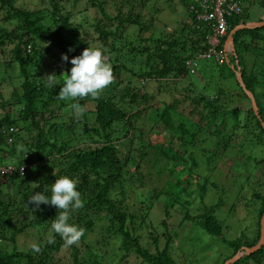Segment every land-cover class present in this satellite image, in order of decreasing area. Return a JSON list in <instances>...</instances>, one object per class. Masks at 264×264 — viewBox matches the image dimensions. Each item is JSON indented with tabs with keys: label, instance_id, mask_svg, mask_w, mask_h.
Returning <instances> with one entry per match:
<instances>
[{
	"label": "trees",
	"instance_id": "trees-1",
	"mask_svg": "<svg viewBox=\"0 0 264 264\" xmlns=\"http://www.w3.org/2000/svg\"><path fill=\"white\" fill-rule=\"evenodd\" d=\"M59 1L53 0L50 8L40 13L39 10L15 5V0H0V21L10 25H0V49L4 46L10 47L9 59L6 60L4 69L11 63L21 78L20 93L12 89L6 99L0 100V110H4L0 116V168L12 166L14 169L11 175L0 172V241L5 240L14 245L17 235L35 228L39 235L36 244L41 249L38 253L33 252L31 247L27 251L12 250L7 253L0 247V264H53L55 259L60 258L56 254L62 248H66V256L72 258L69 264H81L84 261H81L83 258H78L77 246H65L59 235L52 233L55 242H48L51 222L59 214L57 209L41 204L39 209L33 211V205L27 204L28 198L35 193L50 197L51 184L62 176L77 181V190L84 202L83 208L73 212L69 219L70 224L85 229L79 243L84 242L97 223L103 222L102 231L100 233L98 229V232L99 236L106 238L103 242L97 240V243L104 245L120 240L118 251H121V256L117 264L125 263L130 254H133L140 264H175L168 253V236L161 249L157 247L159 237L153 236L152 251L140 245L136 228L129 232L126 223H133L136 215L123 211L126 208L124 199L132 192L136 193L138 189L140 195L142 189L135 184L141 186L147 174L149 178L152 174L156 175L154 172L164 171L166 168L168 177L165 184L156 192L151 189L150 196L155 200L160 195L165 198V216H168L166 209L177 204L182 209L183 220H191L188 206H193V202L189 200L192 191H187L189 186L195 184L196 195L192 199L198 198L202 204V207L197 206L195 211L203 210L208 186L215 191L219 188L208 176L199 182V173L210 164L213 168L219 156H223L229 148L235 150L232 156V171L239 169L236 162L242 154H239L241 149L237 148L241 145L248 151L244 163L250 164L252 170L256 166L258 169L264 168V130L253 114L250 103L244 106L236 101L234 105L231 102L232 93L226 92L225 89L219 88L208 94L204 92L205 85L198 91L188 82L187 86L191 92H183V102L185 99L189 100L185 105L188 109L183 113V110H177L182 100L179 101L177 97L170 95L172 97L168 102L159 100L152 103L153 98L149 93H139L128 80L119 77L123 70L128 71L124 63H111L116 85L110 91L105 89L106 93L110 92L109 95L104 94L96 100L79 101L82 106L86 101L93 103L92 109H86L78 119L81 122L80 131L90 132L91 135L83 137V140L87 141L85 144L75 143L74 129L77 119L73 114H69L66 120H63V117L59 118L60 115L54 113L55 108H66L69 103L57 99L59 87L63 84L62 77L60 76L55 88L42 87L32 82L28 71L29 67L37 64V57L43 54L53 61L52 70L60 75L62 71L67 72L71 68V58L80 54L81 44L75 43L79 31L70 29V14L67 11L62 13ZM142 1L138 0L140 5L143 4ZM181 1L186 6L190 0ZM256 2L264 6V0ZM101 3L97 1V8L103 14L102 23L93 24L99 40L106 41L110 37L112 45L114 39L121 37L125 24L136 27L137 47L127 44L125 51V55L134 50L133 54L141 53L145 57L136 75L145 82L153 80L164 84L163 86H166L167 82H177L183 76L189 75L184 71V60L201 52L206 46L204 36L207 26L203 22H196L186 14L189 23L184 24H187L188 30L182 41L178 35L174 38L169 35L143 37L147 25L141 21L139 13L122 16L119 7H116L114 15L111 16L104 13ZM46 11L50 12V16L45 14ZM245 22L246 11L242 7L238 16L228 18L227 33L233 26ZM185 25L175 31L181 34ZM107 26H113V29H105ZM64 34L74 37V40H63ZM184 43L187 47L181 48ZM232 45L227 61L214 65L219 74L226 68L228 75L234 77L237 86L235 69H238L243 85L253 96L258 116L264 123V26L237 30L232 36ZM69 48L73 50L68 51ZM183 49L184 52H181ZM62 54L67 55L69 61H62ZM145 66H150V70H146ZM239 90L241 95L246 97L240 87ZM13 107L16 117L12 114ZM8 109H11V112ZM45 112L53 114L49 122L47 116H44ZM89 113L93 115V125L86 117ZM19 123L23 125L19 126ZM156 123L170 136V143L164 150L162 161L156 157L152 158L144 172L143 160L148 154L147 150L151 148V126ZM210 126H213L212 130L209 129ZM4 129L8 130V133H5ZM8 138L10 140H7ZM119 140L124 141L127 149L124 156L118 154L116 142ZM19 147L23 150L18 151ZM255 148L261 149L260 153L255 150L258 155L255 151L252 152ZM154 149L157 153L160 152L159 147ZM16 153L18 157L15 158ZM178 167L186 170L183 177L178 176ZM239 173L241 172H236L238 177L234 180L239 182L235 192L237 196L247 179L239 176ZM193 177L197 181L192 182ZM9 180L14 182L19 195L4 199L1 196L2 185ZM260 182H257L258 188L252 192L250 200L243 205H252L255 208V231L244 241L237 238L225 241L229 254L218 264H223L233 254L241 252L242 247L253 246L258 240L259 217L264 212V175ZM181 193H186L184 198L180 197ZM221 204L223 202L218 196L214 204L206 205L205 212L194 216L192 223H196L207 233L220 236L222 221L216 217V213L220 211ZM140 217L143 220V215ZM97 256L93 254L94 258ZM263 260L264 244L258 250L244 254L230 264H261Z\"/></svg>",
	"mask_w": 264,
	"mask_h": 264
},
{
	"label": "rangeland",
	"instance_id": "rangeland-1",
	"mask_svg": "<svg viewBox=\"0 0 264 264\" xmlns=\"http://www.w3.org/2000/svg\"><path fill=\"white\" fill-rule=\"evenodd\" d=\"M52 1L53 0H15L14 4L27 9L39 10L41 11L40 13H43L45 9L50 8V3ZM97 1L102 2L101 6L103 7L104 13L110 14L111 16L114 15V8L116 7H119L122 16H125L128 13H139L141 21L145 22L147 25V30L143 33V37L150 35L153 37L169 35V37L174 38L178 35L180 41H182L187 34L188 26L184 23L189 22L186 16L185 5L181 0H143L142 5H140L141 1L138 2V0H60L59 6L62 7V13L67 11L70 14V29H76L79 31L75 41L76 44H81V50L79 53L88 46H102L103 49L106 50L105 54L109 57L110 63H115V65L124 63L128 68V71L123 70L120 73L119 77L121 79L128 80L129 84L133 86L134 89L138 90L139 93H149L153 98L151 100L152 103L158 102L159 100L168 102L172 97L170 95H174L179 101L182 100L180 105L183 106L181 107L178 104L177 110H183V113L187 111L188 107H185V105L188 104L189 101L188 99H185V102H183V92L184 90H187L188 93L191 92V89L187 86L188 82H191L192 87L198 91L205 85L204 92L208 94L213 93L219 88L225 89L226 92L232 93L231 102L234 105H236L237 101L244 106H248L249 100L241 95L234 77L228 75L226 68H223L219 74L217 67H215L210 60H201L198 63V67L194 74L185 75L177 82H167L166 86H163L164 84H158L157 81L153 80H147L145 82V80L135 74L139 72L141 63L145 61L144 55L141 53L133 54L134 50H131V54L125 55L127 44L132 47H137L138 42L136 39L137 31L135 25L125 24V28H122L121 37L117 40L114 39L112 45L110 37L106 41L99 40L93 27V24L96 22H100L99 24H101L103 19V14H101L97 8ZM239 1L241 6L245 8L246 22L257 20L262 14H264V6H260L256 0ZM45 14L50 16L49 11H46ZM0 25L6 27L10 26L3 21H0ZM182 25L185 26L183 27V32L179 34L175 29L178 27L181 28ZM105 29L112 30L113 26H107ZM63 38V40H74V37H71L68 34H64ZM122 45H124L125 48ZM182 47H187L186 43H184L181 48ZM9 48V46H4L0 49V100L6 99L12 89H15L18 94L20 93L19 83L21 82V78L17 74L16 67L10 63L6 66L7 68L4 69L6 60L9 59ZM181 52H184V49ZM52 67L53 61H50L43 54H40L37 57V64L28 68L30 79H32V82L35 84L46 87V75L55 73V71L52 70ZM145 67L146 70H150V66ZM56 75L58 76V81L60 79L58 72ZM115 85L114 81L109 87H107L108 90H112ZM120 86H122V84ZM109 91L106 93L104 90L102 95H109ZM84 106L85 109L91 110L93 103L91 101H86ZM65 109L66 108H55L54 113L60 115L59 118L63 117V120H66L65 118H67L69 114L71 115V113ZM12 110V114L16 117L14 107ZM3 111L4 110H0V116L3 114ZM8 111L11 112V109H8ZM52 115L53 114L50 112L44 113V116H47L46 119L48 122ZM86 117L88 122L93 125L92 113H89ZM66 122H68V120ZM20 125H23V123H19V126ZM80 125L81 122L77 119V124L74 129L76 136L74 142L77 144H82L83 142V144H85L87 141L83 140V137L91 134L90 132L84 133L80 131ZM209 129L212 130L213 126H210ZM4 130L5 133H8V130ZM151 131H153L149 136L151 148L147 150V160L146 158L143 160L144 172L146 165L151 163L152 158L156 157L157 160L160 159V161H162L164 150L170 143V136L164 131L160 124L156 123L152 125ZM116 146L118 154L124 156L127 151L126 146H124V141L119 140L116 142ZM156 147L160 148L159 153L154 149ZM173 148L176 149L175 145H173ZM237 149H241L239 154H242L240 160L236 162L239 166L237 167V169L239 168L237 171H232L231 169L232 156L235 153V150L233 149V151L231 148H229L228 151H225L223 156H219L218 161L213 168L211 167L212 164H210L209 167L200 171L199 182L202 181L203 177L208 176V179L216 182L219 188L218 191H215L210 185L208 186L206 189L207 197L203 200V204H205L203 210L200 209L195 211L197 206L202 207V204L199 203L198 198L192 199V197L196 195L195 184L189 186L187 191L192 190L189 197L191 199L189 200L193 202V206H188L192 218L191 220H183L184 216L182 214V209H180V206L177 204L167 208L168 216H165L163 202L165 198L160 195V197L155 200L150 196L151 189H154V192H156L165 184L166 178L168 177L166 168H164V171H153L156 175L152 174L149 178H147V174L141 186L135 184L138 188L140 187L142 191L139 195L140 189H138L136 193L132 192V194L124 199L126 208H124L123 211L136 215L133 223H126V225L129 226V232H132V228H136L135 231L136 235L139 237L140 245L153 251L154 248L151 238L153 236H158L159 240L157 247L158 249H161L166 242V236H168V253L175 264H218L226 254H229V248L226 246L225 241L236 238L244 241V239L250 238L251 233L255 231V227L253 226L256 223L255 208L252 205H248V207H244L243 205L250 200L252 192L258 188L257 182L261 183L260 181L264 175V168L258 169L256 166V168L252 170L250 164L247 165L244 163V157L248 154L247 149L242 147V145ZM256 149L258 153L261 152L260 148H255L252 152ZM258 153L255 151V154L258 155ZM14 157H18V154H14ZM161 165L163 166L164 164ZM130 169L131 168L129 167V170ZM177 169H179L178 176L183 177L186 170H182L179 167ZM248 171H251L250 174H247ZM236 172H241L239 173V176L242 175V177L247 178L246 182L242 184L238 196L235 192L238 190L237 185H239V182H234L235 178L238 177ZM10 181L11 180L2 185L1 196L4 199L19 195L14 182ZM195 181H197V179L193 177L192 182ZM30 185H32V183H30ZM136 186L135 188H137ZM233 188L234 192L232 191ZM185 195L186 193H181L180 197L184 198ZM218 196H220L223 204H221L220 211L216 213V217L222 221V231L220 236H214L205 232L199 225L192 223V221L194 220L193 218L195 215L205 212V208L209 204H214ZM141 215H143V220L140 217ZM103 226V222L97 223L94 230L87 234L84 242L76 245L79 250L78 258H83L81 261L84 260L81 264H117L119 262L121 256V251H118L120 240L110 241L104 245H99L101 243H97V240L103 242V239L106 238L99 236ZM98 229H100V233L98 232ZM36 231L35 228L27 229L25 232L16 236L14 245H11L4 240L0 241V247L7 251V253L12 250H15L16 252L27 251L30 248V245L36 243L39 239L38 232ZM109 239L110 238L108 237V240ZM93 254L98 256L94 258ZM56 255L60 258L55 259L53 264H69L72 259L71 257L66 256L68 255V250L66 248H62ZM120 264L140 263H138V259L134 257L133 254H130L126 262H121ZM261 264H264V260Z\"/></svg>",
	"mask_w": 264,
	"mask_h": 264
},
{
	"label": "clouds",
	"instance_id": "clouds-1",
	"mask_svg": "<svg viewBox=\"0 0 264 264\" xmlns=\"http://www.w3.org/2000/svg\"><path fill=\"white\" fill-rule=\"evenodd\" d=\"M105 53L106 50L102 46H88L79 55L72 57L71 68L59 75L63 79V84L59 87L57 99L69 102L65 110L76 119H80L86 111L79 101L99 99L104 90L114 82L112 64ZM61 60L69 61V57L62 54ZM57 77L55 73L46 75L45 86L55 87L58 83ZM22 150V147L18 148V151ZM50 193V197L42 193L32 194L27 204L33 205V211L39 209L41 204L57 209L59 214L51 222L49 243L55 242L54 236L51 235L54 233L64 240L65 246L78 245L85 229L69 223L71 214L84 206L81 193L77 190V181L68 176L57 178L50 186ZM30 247L36 253L41 250L36 243Z\"/></svg>",
	"mask_w": 264,
	"mask_h": 264
},
{
	"label": "built area",
	"instance_id": "built-area-1",
	"mask_svg": "<svg viewBox=\"0 0 264 264\" xmlns=\"http://www.w3.org/2000/svg\"><path fill=\"white\" fill-rule=\"evenodd\" d=\"M185 11L194 21L203 22L207 26V32L204 36L206 46L201 52H197L184 60L185 73L194 74L201 60H210L216 65L226 62L227 55L231 52L226 40L227 20L232 16H238L242 12L240 1L190 0L185 6ZM19 168L22 169V167ZM13 171L12 166L0 168L1 173L8 175H11Z\"/></svg>",
	"mask_w": 264,
	"mask_h": 264
},
{
	"label": "water",
	"instance_id": "water-1",
	"mask_svg": "<svg viewBox=\"0 0 264 264\" xmlns=\"http://www.w3.org/2000/svg\"><path fill=\"white\" fill-rule=\"evenodd\" d=\"M264 26V18L261 20H258L256 22H246V23H239L235 26H233L227 33L226 35V40L229 44L230 49H232V36L233 34L239 30V29H250V28H258ZM232 68V67H231ZM235 77L238 83V86L241 88V90L243 91V93L246 95V97L249 100L250 103V107L253 111V114L256 116V118L259 120L260 125L262 127V129L264 130V123L260 120L258 113H257V107L255 105L253 96L251 95V93L245 88V86L243 85V82L241 80L240 74L238 72V69H235ZM264 244V212L261 214V216L259 217V236H258V240L256 241V243L251 246V247H242V251L239 253H235L233 254L228 260H226L223 264H230L232 263L236 258L244 255V254H249L252 253L256 250H258L262 245Z\"/></svg>",
	"mask_w": 264,
	"mask_h": 264
},
{
	"label": "crops",
	"instance_id": "crops-1",
	"mask_svg": "<svg viewBox=\"0 0 264 264\" xmlns=\"http://www.w3.org/2000/svg\"><path fill=\"white\" fill-rule=\"evenodd\" d=\"M264 13V12H263ZM264 18V14H262L261 16H260V18H258L257 20H252V21H250V22H256V21H258V20H261V19H263ZM246 23V22H245Z\"/></svg>",
	"mask_w": 264,
	"mask_h": 264
}]
</instances>
